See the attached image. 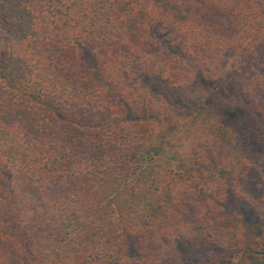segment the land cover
<instances>
[{
  "label": "trees",
  "instance_id": "obj_1",
  "mask_svg": "<svg viewBox=\"0 0 264 264\" xmlns=\"http://www.w3.org/2000/svg\"><path fill=\"white\" fill-rule=\"evenodd\" d=\"M0 264H264V0H0Z\"/></svg>",
  "mask_w": 264,
  "mask_h": 264
},
{
  "label": "rangeland",
  "instance_id": "obj_2",
  "mask_svg": "<svg viewBox=\"0 0 264 264\" xmlns=\"http://www.w3.org/2000/svg\"><path fill=\"white\" fill-rule=\"evenodd\" d=\"M231 113L225 114L230 118ZM179 134L174 132L173 129L169 128L166 133L165 142H163V150L160 153V160L164 162H183L187 157V138L178 139Z\"/></svg>",
  "mask_w": 264,
  "mask_h": 264
}]
</instances>
